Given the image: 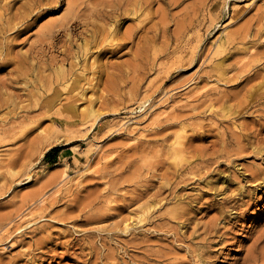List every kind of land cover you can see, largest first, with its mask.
I'll return each mask as SVG.
<instances>
[{
    "label": "rangeland",
    "instance_id": "rangeland-1",
    "mask_svg": "<svg viewBox=\"0 0 264 264\" xmlns=\"http://www.w3.org/2000/svg\"><path fill=\"white\" fill-rule=\"evenodd\" d=\"M59 1L13 53L60 59L59 44L38 52L42 26L70 5L88 34L118 2ZM144 8L145 32L88 54L105 73L85 71L77 120L55 114L65 85L36 97L0 62L13 100L0 105V264H264V0Z\"/></svg>",
    "mask_w": 264,
    "mask_h": 264
},
{
    "label": "bare ground",
    "instance_id": "bare-ground-1",
    "mask_svg": "<svg viewBox=\"0 0 264 264\" xmlns=\"http://www.w3.org/2000/svg\"><path fill=\"white\" fill-rule=\"evenodd\" d=\"M117 1L118 2L115 1L108 9L102 12L104 21L101 27L99 28V26H97L95 29L87 30L86 32H88V34L83 32L80 27L82 25L87 26L89 23L82 20L81 16L78 14L79 12L76 11L75 8L70 7V5L58 20L49 21L46 25L42 26L40 36H43H39L40 46L37 49L39 50L38 52L46 51V49L59 44L61 49L60 53L63 54L60 59H57L55 56L52 57L50 61L46 62L38 56V53L33 54L32 52L15 51L13 53V42L21 31L30 27L37 16L43 12H47V10L55 8L60 1L0 0L1 64H14L16 81H19L18 77H21L25 83L27 81V85L30 83L32 88L29 90V93L31 95L35 94L36 97H44L51 92L57 93L56 95H58L60 93L59 88L65 85V96L63 97L65 101H61L62 103L56 108L55 114L65 116V121L67 118L69 120H77L79 116L77 105L82 99H85V90L91 81L85 76V71L92 68L93 71L105 73V71L101 69L103 65L97 58H93L92 61L88 62V54L92 53V48H95V51L98 53L114 51L128 43L130 39L134 37L136 31H146L145 21L147 14L144 11V5L147 0ZM127 15L133 16L132 18L135 19L137 23L133 27L124 29L123 32H121L119 31L120 21L128 19L129 17H126ZM228 23L229 21L221 27L222 30L217 47H221L223 44ZM79 40L80 43H76ZM149 41L148 38L143 39L140 45L141 48L139 47L138 50L141 51L142 48L143 51L146 50ZM74 46L75 49H73ZM252 49L253 48H250L251 51H253ZM248 51L249 49L247 52ZM221 52L222 50L219 51V53ZM222 61L223 60L220 59L215 63V65L219 67L217 69L219 75L226 73L223 69ZM99 75L100 80L102 74L100 73ZM109 76L112 77V75L109 74H107L106 77L108 78ZM5 94L10 95V93L6 91V85L0 84V105L12 104L13 100L10 99L9 96L4 97ZM102 94V92H99V94H95V96L99 99L103 96ZM94 101L95 100L92 98L87 99V107L81 115L94 114ZM181 137L183 136L181 135ZM177 143L181 144V140L176 142V144ZM180 153H182V151ZM180 153H177V155L179 156ZM151 204L153 203L147 202V204L141 206V209H149ZM140 216H142V214ZM140 216H138V220H140Z\"/></svg>",
    "mask_w": 264,
    "mask_h": 264
},
{
    "label": "trees",
    "instance_id": "trees-1",
    "mask_svg": "<svg viewBox=\"0 0 264 264\" xmlns=\"http://www.w3.org/2000/svg\"><path fill=\"white\" fill-rule=\"evenodd\" d=\"M60 150L61 149H60L59 146H53V147H51V151L50 152H54L55 153V156H56V154H58Z\"/></svg>",
    "mask_w": 264,
    "mask_h": 264
}]
</instances>
